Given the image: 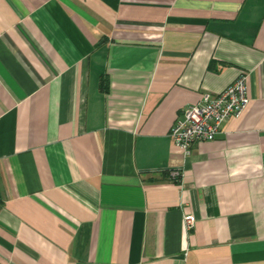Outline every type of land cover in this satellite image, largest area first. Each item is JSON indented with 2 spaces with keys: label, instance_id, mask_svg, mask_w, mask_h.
I'll return each instance as SVG.
<instances>
[{
  "label": "crops",
  "instance_id": "1",
  "mask_svg": "<svg viewBox=\"0 0 264 264\" xmlns=\"http://www.w3.org/2000/svg\"><path fill=\"white\" fill-rule=\"evenodd\" d=\"M0 264H264V0H0Z\"/></svg>",
  "mask_w": 264,
  "mask_h": 264
},
{
  "label": "built area",
  "instance_id": "2",
  "mask_svg": "<svg viewBox=\"0 0 264 264\" xmlns=\"http://www.w3.org/2000/svg\"><path fill=\"white\" fill-rule=\"evenodd\" d=\"M246 78L245 73H240L219 93H204L198 103L182 109L168 131L172 145L188 156L192 144L210 142L219 135L222 125L229 118L238 117L248 103ZM168 174L180 179L179 170H170ZM193 223L191 214L183 215L181 232L192 229Z\"/></svg>",
  "mask_w": 264,
  "mask_h": 264
},
{
  "label": "trees",
  "instance_id": "3",
  "mask_svg": "<svg viewBox=\"0 0 264 264\" xmlns=\"http://www.w3.org/2000/svg\"><path fill=\"white\" fill-rule=\"evenodd\" d=\"M106 86H107L106 79H104L103 76H100L99 77V81H98V89H99V91H101L103 93L107 92Z\"/></svg>",
  "mask_w": 264,
  "mask_h": 264
}]
</instances>
